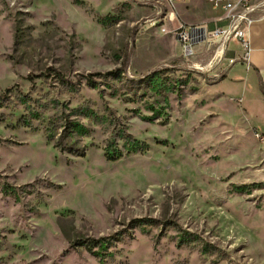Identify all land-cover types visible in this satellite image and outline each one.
Returning <instances> with one entry per match:
<instances>
[{"label":"rangeland","instance_id":"374dc122","mask_svg":"<svg viewBox=\"0 0 264 264\" xmlns=\"http://www.w3.org/2000/svg\"><path fill=\"white\" fill-rule=\"evenodd\" d=\"M171 15L0 0V264H264V137Z\"/></svg>","mask_w":264,"mask_h":264},{"label":"crops","instance_id":"0c3cea01","mask_svg":"<svg viewBox=\"0 0 264 264\" xmlns=\"http://www.w3.org/2000/svg\"><path fill=\"white\" fill-rule=\"evenodd\" d=\"M177 15L185 24H199L214 26L222 15L214 10L207 0H185L179 3ZM184 5V6H183ZM192 11L193 14H190ZM197 14V15H195ZM177 20L174 22L177 24ZM253 46L251 66L242 63L228 65L222 61L208 72V90L219 98L229 100L244 114L253 130L264 137V10L257 14L248 32ZM200 51L205 59H209L210 49L207 43H202ZM241 46L237 41L229 43L227 56L240 54Z\"/></svg>","mask_w":264,"mask_h":264},{"label":"built area","instance_id":"2783aa9c","mask_svg":"<svg viewBox=\"0 0 264 264\" xmlns=\"http://www.w3.org/2000/svg\"><path fill=\"white\" fill-rule=\"evenodd\" d=\"M184 1L165 0L170 8L172 21H178L170 32L176 35L183 58L189 61L199 57L201 54L199 46L202 43H207L211 51L206 62L190 63L191 69L208 73L213 66L222 61H226L228 65L242 63L247 67L251 66L253 46L248 32L257 20V14L264 10V0H207L214 10L222 13L212 27L181 22L177 15V4ZM163 31L167 33L168 29L164 27ZM232 41L240 44L241 51L236 56H227V49ZM257 135L261 136L259 133Z\"/></svg>","mask_w":264,"mask_h":264},{"label":"trees","instance_id":"16d2710c","mask_svg":"<svg viewBox=\"0 0 264 264\" xmlns=\"http://www.w3.org/2000/svg\"><path fill=\"white\" fill-rule=\"evenodd\" d=\"M129 58H130V53L127 55V58H126V64H128V62H129ZM55 74H56V77L61 81V82H65V81H67V80H65L64 79V77L59 73V72H55ZM89 82H92V81H89ZM1 98V97H0ZM70 150H72V148H71V146H70ZM107 154H109L108 152H107ZM113 157V156H112Z\"/></svg>","mask_w":264,"mask_h":264}]
</instances>
